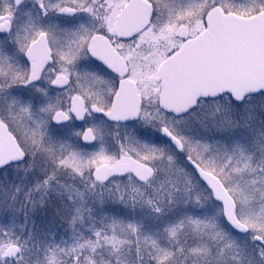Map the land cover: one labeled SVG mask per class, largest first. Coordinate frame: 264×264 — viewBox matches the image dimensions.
<instances>
[{"label": "snow or ice", "instance_id": "obj_1", "mask_svg": "<svg viewBox=\"0 0 264 264\" xmlns=\"http://www.w3.org/2000/svg\"><path fill=\"white\" fill-rule=\"evenodd\" d=\"M0 264H264V0H0Z\"/></svg>", "mask_w": 264, "mask_h": 264}]
</instances>
